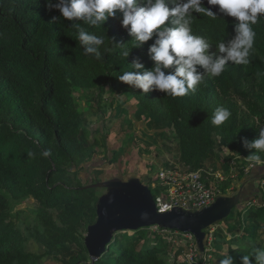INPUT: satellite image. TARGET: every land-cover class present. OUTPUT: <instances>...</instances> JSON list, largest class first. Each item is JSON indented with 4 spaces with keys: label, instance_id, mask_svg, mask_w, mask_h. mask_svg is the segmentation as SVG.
I'll return each mask as SVG.
<instances>
[{
    "label": "trees",
    "instance_id": "16d2710c",
    "mask_svg": "<svg viewBox=\"0 0 264 264\" xmlns=\"http://www.w3.org/2000/svg\"><path fill=\"white\" fill-rule=\"evenodd\" d=\"M166 2L175 7L176 0ZM203 6L211 7L217 19L192 12L191 28L208 41V53L215 60L224 55L217 44L223 40L227 46L235 37L234 18L209 6L207 0ZM175 19L170 17L167 27H176ZM122 20L117 11L107 21L91 25L68 21L58 9L49 8L47 0H0V264H39L41 258L72 246L77 250L70 258H59L60 264H170L165 237L184 235L147 228L122 240L116 233L102 256L95 262L91 259L84 233L97 221L102 194L100 189L87 188L97 179L82 177L95 167L91 161L98 145L85 141L90 134L77 105L75 93L80 90L97 92L101 99L109 90L118 91L137 102L138 112L170 125L188 170L201 171L216 155L214 136L220 138L231 154L227 161L235 162L240 179L233 194L244 186L241 205L229 218L238 211L242 223L247 214L252 226L238 241L227 240L239 244V249L230 247L227 253L223 249L216 260L230 257L233 264H242L247 255L250 264H258L253 249L264 248V241L257 240L259 231L264 232V152L250 145L264 130V19L253 25L256 39L249 64L229 61L218 77L197 65L203 82L183 97L155 88L145 93L119 79L126 71H136L137 62L145 71L156 66L149 49L158 39L154 33L150 41L136 42ZM81 31L101 36L104 43L85 44L79 38ZM88 47L96 51L88 53ZM175 70V65L162 67L165 75ZM222 107L231 116L215 126L212 115ZM107 140L104 144L106 152L112 153V164L119 158V143ZM125 143L122 140V146ZM246 161L255 162L248 173ZM103 167L106 171L107 165ZM220 196L230 195L224 188ZM32 200L34 204L29 203ZM22 215L32 219L22 220ZM208 230L205 253L195 243L201 261L209 256L212 243L222 247L227 242L221 233L209 242ZM29 236L44 247L42 257L27 253ZM248 238L250 245L243 243Z\"/></svg>",
    "mask_w": 264,
    "mask_h": 264
},
{
    "label": "clouds",
    "instance_id": "9594fccd",
    "mask_svg": "<svg viewBox=\"0 0 264 264\" xmlns=\"http://www.w3.org/2000/svg\"><path fill=\"white\" fill-rule=\"evenodd\" d=\"M47 3L49 8L58 9L68 21L84 20L91 25L107 21L119 11L123 15L122 25L139 43L150 41L155 33L158 39L149 52L156 66L145 71L143 65L137 62L133 65L136 71H126L119 79L145 93L155 88L173 97L186 96L203 82L197 73V65L207 69L211 76L218 77L225 71L229 61L235 65L249 64L256 39L253 25L264 19V0H207L209 6H215L226 17L234 18L235 37L227 46L223 40L217 44L219 52L224 55L214 60L208 53V41L203 36L194 35L191 28L194 19L192 12L217 19L211 7L203 6V0H176L172 8L166 0H57L54 5L51 0H47ZM170 17L176 18L172 21L176 27H167ZM79 38L85 44L99 46L104 43L101 36L89 35L84 31L80 32ZM85 51L91 53L96 49L88 47ZM123 54L128 56L127 51ZM173 65L175 73L165 75L162 67L167 69ZM230 116L231 112L222 107L214 112L211 122L220 126ZM250 147L264 152V130ZM253 252L256 253L258 264H264V248H254ZM220 264H233V261L227 257ZM242 264H250L249 256L243 257Z\"/></svg>",
    "mask_w": 264,
    "mask_h": 264
},
{
    "label": "rangeland",
    "instance_id": "374dc122",
    "mask_svg": "<svg viewBox=\"0 0 264 264\" xmlns=\"http://www.w3.org/2000/svg\"><path fill=\"white\" fill-rule=\"evenodd\" d=\"M75 94L77 97V105L82 113L88 133L90 134L87 136L85 141L88 145H92L94 142H96V145H98V153H96L93 160L91 161L95 167L90 170L88 175L82 174L83 178H90L91 181H95L97 179L98 182H102L106 176H109L110 179L117 178L112 177L110 170H108L110 168L117 171V167L110 166L111 164L109 161L112 159V153L106 152V145L104 144L106 143V138L108 139L107 141L111 142L112 144H115L117 141L119 143V158H117L115 161L123 160L125 154L126 161H130L131 159H135L136 161L137 158L135 156L137 155L139 156L138 161L178 160L179 150L175 146V140L172 138V136H169L168 138L170 146H166L167 136L164 137L158 133L150 135L149 132H140L136 130V127L139 123L138 120L132 121V119L128 118V115L124 112L126 108L133 113L135 112L136 101L134 99L125 98V96H122V93L111 90H109L102 99L99 97L97 92L80 90ZM138 115L143 117L141 111L138 112ZM125 139L126 143L124 147L122 146L121 142ZM214 142L216 147V155L213 158V161L214 163L216 162V165L213 164V166L219 167L220 165H224L225 168L224 169L221 166L223 176L226 178V182L220 185L221 191L226 188L228 195H232L236 188L239 187L240 179L233 176L234 173L231 170L232 162L230 163L227 161V159H230L229 156L231 157V154L225 148L224 144L221 142V139L217 138V136H214ZM152 146L156 147V149H151ZM103 165H107L106 171H104ZM89 167L91 166H88V168ZM90 175L91 177H89ZM156 175L157 173L152 177L153 181H155ZM144 183L146 184V181H144ZM149 187L152 189V193L157 195V190L153 189V185L149 184ZM105 192V189H100V195H103ZM29 203L34 204V201H29ZM26 206L27 205H24L22 207ZM20 219L30 220L32 219V216L22 215ZM242 221V223L239 222V212L236 211L234 215L228 220H225L222 223L220 222L218 225L211 227L208 231L210 238H212V242L214 241V237H216L217 233H221L222 237L226 238V241H238L240 238L239 236L245 234L246 229L252 226V222L247 218V214L244 215ZM152 231L156 232L157 230H155L154 227L152 228ZM119 233L120 234L118 235H121L122 238L120 239L122 240L134 235V232L132 231H124ZM84 235H87V231L84 233ZM251 236L252 235L250 234L249 237ZM135 240H137V238H135ZM257 240L264 241L263 231H259ZM164 241V244L168 246L170 252V264H220V262L216 260L220 255V251L224 249V252L227 253L230 247L233 248V245L236 246L234 249L240 248L239 244L228 241L224 242L222 247L221 245L212 243V246L209 249L210 252L208 253L209 256L201 261L196 251V242L193 240V238H189L185 235L170 234V236L165 237ZM27 242V253H31L38 257H42L44 255V247L41 246L36 241V239L33 238V236H29ZM243 243L250 245V238L246 239ZM76 250L77 248L75 246L65 248L63 247L59 254H52L53 256L41 258L39 264H60L58 261L59 258H70Z\"/></svg>",
    "mask_w": 264,
    "mask_h": 264
},
{
    "label": "water",
    "instance_id": "95a60500",
    "mask_svg": "<svg viewBox=\"0 0 264 264\" xmlns=\"http://www.w3.org/2000/svg\"><path fill=\"white\" fill-rule=\"evenodd\" d=\"M87 188L106 190L97 204V221L88 227L85 238V246L94 262L106 251L116 233L153 227L192 235L203 254L206 251V231L229 218L240 207L243 191L241 188L236 194L219 196L211 206L201 211L175 208L159 212L152 190L138 177L127 180L113 178Z\"/></svg>",
    "mask_w": 264,
    "mask_h": 264
},
{
    "label": "built area",
    "instance_id": "2783aa9c",
    "mask_svg": "<svg viewBox=\"0 0 264 264\" xmlns=\"http://www.w3.org/2000/svg\"><path fill=\"white\" fill-rule=\"evenodd\" d=\"M233 165L235 162H232L231 170L233 176L237 177ZM245 171L248 172L247 169ZM225 180L221 173L213 170L204 174L202 170L194 172L185 167L164 168L157 172L155 181L152 180L150 184L157 190V195L153 194V196L159 212H168L175 208L196 212L211 206L216 201L221 195L220 185ZM155 229L157 230V227ZM184 235L195 240L190 234ZM211 240L209 236V242Z\"/></svg>",
    "mask_w": 264,
    "mask_h": 264
},
{
    "label": "crops",
    "instance_id": "0c3cea01",
    "mask_svg": "<svg viewBox=\"0 0 264 264\" xmlns=\"http://www.w3.org/2000/svg\"><path fill=\"white\" fill-rule=\"evenodd\" d=\"M124 112H125V114L128 115V118L132 119V121L138 120L139 123H138V126L136 127V130H138L140 132L141 131L149 132L150 135L158 133V134L164 136V134H167L166 146H170L168 138H169V136H172V138L175 140L174 144H176L175 146L179 150L178 140L175 138L174 133L172 131L173 129L170 125L162 123V121L157 119L156 117H151L148 114L146 115L143 112H142L143 117H140L138 115L137 106L135 107L134 113L131 112L130 110H128L127 108H126V110H124ZM116 143H118V141ZM151 149L155 150L156 147L152 146ZM178 152H179V156H178L177 161H171V160H166V161H149V160L138 161V158H139L138 155L135 156L137 158L136 161H135V159H131L130 161H126L125 160L126 154H125L123 160L113 161L112 164L110 165V166L117 167V171L110 169V168L108 170H110V174L112 177H117V178L123 179V180H127L131 177H138L141 181H143L142 182L143 184H145L144 181H146L145 185H149L151 183L150 181H152V177L157 173V171H159L161 169H164V168H184V166L182 165V161L180 159V150ZM232 162H234V161H232ZM246 162L249 163L248 164L249 166L246 168L247 171L249 172L250 169L254 167L255 162L254 161H246ZM213 164L216 165V162L214 163L213 159L211 161H206L204 168L202 169V172L204 174H206L207 172L213 170L214 172L221 173V175L223 176L222 167L224 168V165H220V163H219L220 166L216 167V166H213ZM207 166H211V167H207ZM212 166H213V168H212ZM208 168H210V169H208ZM223 178L225 179L224 176H223ZM108 179H110V177L106 176V177H104L102 182H104ZM241 188L244 189V186H242ZM242 193H243V191H242Z\"/></svg>",
    "mask_w": 264,
    "mask_h": 264
}]
</instances>
